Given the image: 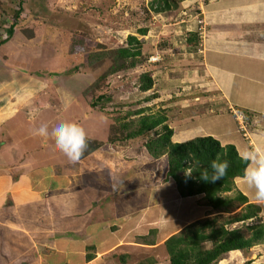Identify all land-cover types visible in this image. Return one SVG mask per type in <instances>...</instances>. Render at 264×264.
Wrapping results in <instances>:
<instances>
[{
	"label": "rangeland",
	"instance_id": "374dc122",
	"mask_svg": "<svg viewBox=\"0 0 264 264\" xmlns=\"http://www.w3.org/2000/svg\"><path fill=\"white\" fill-rule=\"evenodd\" d=\"M180 1L178 0V8L160 17L150 8L151 0H0V42L1 39L6 40L4 44L0 43V81L2 78L6 82L12 81L15 88L22 87L25 82L29 84V86L26 85L25 90L18 92L19 100L13 98L11 102L34 101L39 104L40 109L52 103L50 109H41L44 112L43 117H41L43 112L37 110L36 120H40L43 124L51 122L50 126H52L58 120L77 121L84 128L90 141L92 140L87 144L85 151L94 146L93 141H102L103 145L95 156L104 169V179L111 181L112 176L119 177L118 171H115L118 169L120 159L116 158L117 152L123 149L125 152L123 156L126 159H132L130 148H135L138 155L144 156L146 149L144 144L153 135V133H147L143 137L138 136L123 143L115 142L109 145L108 140L116 136L120 137L127 131L122 129L124 124L136 120L137 116L132 115L136 110L147 107L150 109L149 113H165L168 117L167 123L174 132L183 131L182 133L187 134L185 139L190 140L197 136H207L208 134L205 133H208V128L214 127V124L206 122L208 116L213 115L211 109L216 113L222 108L218 107L220 106L218 103L217 105L213 103L215 106L203 103L207 101V98L196 100L198 92L190 85L195 79L192 75L185 74L188 67L194 68L195 65L199 67L203 63L202 39L199 40V44H202L199 48L202 57L195 56L194 59L191 58L195 60L192 62L189 57L182 56L188 52L182 53L176 45L179 40H182V32H186L177 27L180 26V23L178 24L180 21L195 28L201 20L200 32L201 35L203 34L202 37L205 36L204 7L207 0H188L182 3ZM19 9L21 13L17 15ZM13 24L16 25L13 36H9L7 30ZM142 28L147 29L145 35L139 32ZM129 35L139 38L143 54L151 53L148 57L150 63L147 61L146 64L142 63L134 68L108 75V69L113 65V58L105 53L108 50L126 46ZM10 39H13L14 47H7V41ZM94 52H99L101 55L96 61L90 63L88 57ZM160 60L165 61L164 64L161 66L159 62L155 65ZM151 62H154L155 66ZM145 72L151 73L155 80L153 89L148 92L139 89L140 75ZM8 87L11 88L12 85ZM26 90H30L31 93ZM159 91L164 92L159 93ZM1 92L0 99L3 98ZM150 92L154 94L157 92L161 98L157 101H145L147 96H153ZM99 96H103V99L97 107L91 108L90 102ZM7 101L0 100V106L10 102ZM226 107L222 108L223 112L228 111L234 114L236 121L239 119L238 129L243 134V138L250 141L251 135L248 136V134L252 132L254 136L257 128L254 126L255 122L253 123L249 117V110L233 104ZM28 108L29 112L34 113L32 105L26 107L27 110ZM10 112L13 113V111ZM23 112L18 111L15 117L5 122L1 121L0 114V138L6 140L7 145L14 144V150L18 148L15 141L20 135L13 133V128L16 126V132H19L21 127H17L18 120L16 123L13 121L23 117L25 120L27 117ZM58 114L60 118L55 117ZM203 119H207L206 124L203 123ZM188 124L190 128H187ZM26 125L24 121L22 127ZM127 148L128 154H126ZM7 152V148L0 152L1 159L11 163L12 155ZM113 155L116 156L115 164L111 165ZM166 157L167 155H164L159 158L160 161L155 162L156 165L151 161V163L144 161L147 164L144 167L139 166L134 174L139 175L149 184L148 182L152 181L157 171L156 181L175 182L165 173ZM66 162L70 163L68 159ZM71 169L74 170V168ZM93 175L91 171L87 172L88 178H92ZM235 179L234 190L223 193L221 196L233 197L237 194V190L240 189ZM115 181L119 180L115 179ZM119 183L121 184V181ZM192 197L201 199L202 202L204 195ZM248 199L250 202L253 201ZM117 205L118 203L113 209L109 206L95 209L99 218H94V221L107 222L109 219L108 224H113L114 220L116 225H112L111 230L114 231L115 237L112 238L113 242L118 244L110 249L109 253L100 254L96 260L94 258L93 261L90 260L92 262L87 261L88 264H140L142 262L170 264L164 245V241L169 237L170 231L167 233V230H174L176 223L181 224L189 218H146L145 230L140 229L142 226L139 225L135 230L127 231L125 229L131 218H117L121 211ZM170 205L173 210L174 204ZM182 205H186V201L180 202V206ZM261 205L264 206V204ZM242 207L233 204L228 212L220 211L224 214L217 213L212 218L218 217L216 223H219L224 218L240 214ZM214 210L219 211V209ZM104 212L110 218H104ZM124 224L127 226L122 229ZM247 224L248 222L236 223L232 228L237 226L246 236H250ZM99 233L100 239L94 241L93 245L87 246L90 251L87 254H95L97 257L98 245L106 242L103 233L101 231ZM112 238H108V241ZM121 256L124 257V261ZM149 260L154 262L149 263ZM247 262H251L248 264H264V242L248 250L230 252L219 264H246Z\"/></svg>",
	"mask_w": 264,
	"mask_h": 264
},
{
	"label": "crops",
	"instance_id": "0c3cea01",
	"mask_svg": "<svg viewBox=\"0 0 264 264\" xmlns=\"http://www.w3.org/2000/svg\"><path fill=\"white\" fill-rule=\"evenodd\" d=\"M185 1L188 0H181V3ZM205 4L204 37L200 33V37L191 42L188 36L195 30H201L200 26L196 24L193 28L184 21L178 22L180 26H177L179 30L186 31L182 32V40L176 45L182 53H188L180 54L190 59L203 55L202 65L188 67L185 73L195 79L190 83L198 92L195 99L200 101L201 98H207L203 103L211 106L218 103L220 108L232 104L246 108L257 128L254 136L252 132L248 134L251 135L250 141L246 140L238 129L239 119L236 121L234 114L223 112L222 108L216 113L211 109L213 115L208 116V120L203 119V123L206 124L207 120L214 127L208 128L205 134L214 136L222 145L234 144L240 154L246 149L264 154V0H207ZM166 13L170 11L157 14L161 17ZM200 38L201 43H204L202 55ZM12 42L13 39L8 40L7 47H14ZM150 54H147L148 57ZM192 59L191 62L195 61ZM164 62L160 60L155 65L159 63L162 66ZM3 79L0 81V92L3 91L0 100L3 102H11L13 98L16 100L19 98L18 92L29 86L25 82L22 87L15 88L12 81ZM26 91L31 93L30 90ZM157 92H150L156 101L161 98ZM10 102L0 106L1 121L15 117L23 109L27 118L13 121L16 123L18 120L17 127H21L19 132H16V126L13 128V133L20 135L15 141L17 150H14V144L7 145V141L0 138V152L7 148V153L12 155L11 163L0 156V264H88L96 260L100 254L109 253L118 244L112 238L115 237L111 230V226L116 225L114 220L113 224H108L109 219L107 222L94 221V218H99L96 211L108 206L113 209L116 203L121 208L117 218H131L128 226L124 224L122 228L127 226V231H133L139 225L142 226L140 229L145 230L146 218H189L181 224L176 223L174 230L168 229V236L179 232L180 228L197 218H212L221 213L196 197L182 198L175 182L156 181L157 171L149 184L139 175L136 176L134 173L137 168L147 164L144 161L154 165L160 161L153 159L146 149V157L138 155L135 148H130L132 159L123 156V149L117 152L118 157L113 155V159L110 158L111 165L115 164V157L120 158L118 169L115 170L119 177L112 176L111 181L104 179V169L95 156L100 149L75 163H67V159H64L66 156L55 147L51 122L47 123L50 132L46 139L31 135L32 129L43 124L36 120L37 112L50 109L52 103L40 109L34 101H12L9 105ZM30 105L34 113L26 109ZM55 117L60 118V115ZM24 121L27 125L22 127ZM187 128H190V124ZM182 132H174V142L188 140L185 139L187 134ZM128 152L127 148L126 154ZM166 159L165 173L168 171V157ZM86 171H91L93 177L88 178ZM235 181L238 188L252 200L253 190L247 188L242 178L237 177ZM181 200L186 201L187 206H180ZM251 202L257 203L254 199ZM107 215L104 212V218H110ZM100 231L106 242L98 245L97 257L92 254L96 258L87 262V253H90L87 246L100 239ZM110 237L112 239L108 241Z\"/></svg>",
	"mask_w": 264,
	"mask_h": 264
},
{
	"label": "trees",
	"instance_id": "16d2710c",
	"mask_svg": "<svg viewBox=\"0 0 264 264\" xmlns=\"http://www.w3.org/2000/svg\"><path fill=\"white\" fill-rule=\"evenodd\" d=\"M178 5V0H151L150 2V8L155 13L171 12L178 8ZM20 13L21 9L17 10V15ZM15 27L16 25L13 24L7 30L9 36H13ZM139 32L145 35L147 29L142 28ZM200 33V30H195L190 33L187 39L194 42L200 37ZM5 42L6 40L1 39L0 43L4 44ZM105 54L113 58V65L108 69V75L146 63L148 58L147 54H143L141 41L134 35L128 36L126 46L108 50ZM100 55L99 52L92 53L88 57L89 62L96 61ZM139 82V89L143 92L150 91L155 84L149 72L141 74ZM153 97L147 96L145 101L150 102ZM101 99L103 96L93 99L90 102L91 108L97 107ZM149 110L147 107L136 110L132 114L137 116L136 120L129 121L122 126L123 131H127L120 137L111 138L108 142L110 144L123 143L126 140L153 133L144 145L148 153L155 159L167 155V177L175 181L183 198L203 194L202 202L205 205L224 212H228L233 204L243 206L240 214L224 218L219 223H216L218 217L198 219L185 225L179 232L170 235L164 241L170 264H219L230 252L248 250L263 243L264 206L250 202L240 190H237V194L233 197L221 196L223 193L234 190V179L243 177L247 167L246 162L240 159L237 147L234 144L222 145L220 140L212 135L197 136L185 142H174L172 140L174 130L167 123V115L163 112L149 113ZM249 117L251 118V115ZM91 141L88 138L87 144ZM92 143L94 146L84 151L81 159L103 145L102 141L95 140ZM217 157L221 161L228 162L229 167L225 176L215 183L203 181L200 178V172L207 169L211 173V162ZM193 161H198V167L190 177H186L185 170L193 167ZM240 222H248L247 229L250 236H246L237 226L232 228L233 224ZM93 258L92 254L87 255V261ZM121 259L124 261V257L121 256ZM153 262V260H149V263ZM248 263L251 262L246 264ZM140 264H145V262Z\"/></svg>",
	"mask_w": 264,
	"mask_h": 264
},
{
	"label": "clouds",
	"instance_id": "9594fccd",
	"mask_svg": "<svg viewBox=\"0 0 264 264\" xmlns=\"http://www.w3.org/2000/svg\"><path fill=\"white\" fill-rule=\"evenodd\" d=\"M55 147L61 151L69 162H77L87 148L88 137L84 128L77 122L58 120L52 125ZM31 135L47 138L49 125L41 124L38 128L31 130ZM240 159L246 162L247 167L243 174V183L248 189L253 190V199L258 204H264V154L255 150H244ZM198 161H193V167L185 170V176L190 177ZM211 173L207 169L200 172V178L205 182L215 183L221 180L229 167L226 160L221 161L219 157L211 162Z\"/></svg>",
	"mask_w": 264,
	"mask_h": 264
},
{
	"label": "built area",
	"instance_id": "2783aa9c",
	"mask_svg": "<svg viewBox=\"0 0 264 264\" xmlns=\"http://www.w3.org/2000/svg\"><path fill=\"white\" fill-rule=\"evenodd\" d=\"M201 22H202L201 20H199V21H198V23L200 24V28H201V25H202V23H201Z\"/></svg>",
	"mask_w": 264,
	"mask_h": 264
}]
</instances>
